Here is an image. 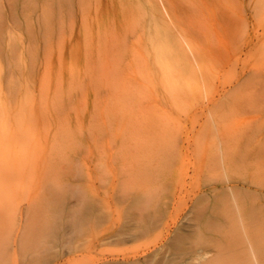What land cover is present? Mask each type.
Returning a JSON list of instances; mask_svg holds the SVG:
<instances>
[{
    "label": "rangeland",
    "instance_id": "1",
    "mask_svg": "<svg viewBox=\"0 0 264 264\" xmlns=\"http://www.w3.org/2000/svg\"><path fill=\"white\" fill-rule=\"evenodd\" d=\"M0 264H264V0H0Z\"/></svg>",
    "mask_w": 264,
    "mask_h": 264
},
{
    "label": "bare ground",
    "instance_id": "2",
    "mask_svg": "<svg viewBox=\"0 0 264 264\" xmlns=\"http://www.w3.org/2000/svg\"><path fill=\"white\" fill-rule=\"evenodd\" d=\"M258 1H261V0H258ZM73 2V1H72ZM71 2V3H72ZM226 2V1H225ZM249 2H250V0H249ZM259 3V2H258ZM261 3V2H260ZM259 3V4H260ZM60 4H62V2L60 3ZM89 4V3H88ZM249 4V3H248ZM255 5V4H254ZM64 6V5H63ZM82 6V5H81ZM258 5H256V7H257ZM255 8V7H254ZM260 8L262 9V7L260 6ZM63 11H64V9H62ZM165 10L167 11V7H165ZM252 10H254V9H252ZM256 10V9H255ZM260 9H258V11H259ZM261 12V11H260ZM259 12V13H260ZM245 13V12H244ZM243 13V14H244ZM256 14V13H255ZM243 18H245V17H243ZM172 24H174L173 22H172ZM247 27H248V25H247ZM196 32V31H195ZM197 32H199L200 33V31H197ZM199 33L197 34V35H199ZM195 34V35H196ZM238 47V46H237ZM172 52L177 56V57H180V58H184V59H186L187 60V62H188V64H190L191 66H192V64L190 63V61L188 60V55H187V53H186V51H185V49H184V46L181 44V40H180V38H178V39H176V40H173V46H172ZM197 58V57H196ZM123 63V62H122ZM120 68V67H119ZM193 68V67H192ZM118 71V70H117ZM174 89V88H173ZM172 92H174V91H172ZM125 139V138H124ZM224 141H226V140H224ZM223 141V142H224ZM224 143H226V142H224ZM150 153V152H149ZM148 165V164H147ZM197 254H199V253H197ZM199 258V257H198ZM197 258V259H198Z\"/></svg>",
    "mask_w": 264,
    "mask_h": 264
}]
</instances>
